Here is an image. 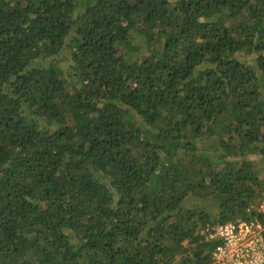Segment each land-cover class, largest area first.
Returning <instances> with one entry per match:
<instances>
[{"label": "trees", "instance_id": "trees-1", "mask_svg": "<svg viewBox=\"0 0 264 264\" xmlns=\"http://www.w3.org/2000/svg\"><path fill=\"white\" fill-rule=\"evenodd\" d=\"M253 155L264 0H0V264H210Z\"/></svg>", "mask_w": 264, "mask_h": 264}, {"label": "built area", "instance_id": "built-area-1", "mask_svg": "<svg viewBox=\"0 0 264 264\" xmlns=\"http://www.w3.org/2000/svg\"><path fill=\"white\" fill-rule=\"evenodd\" d=\"M246 212L250 217L207 227L205 240L216 242L210 264H264V190Z\"/></svg>", "mask_w": 264, "mask_h": 264}, {"label": "rangeland", "instance_id": "rangeland-1", "mask_svg": "<svg viewBox=\"0 0 264 264\" xmlns=\"http://www.w3.org/2000/svg\"><path fill=\"white\" fill-rule=\"evenodd\" d=\"M245 57L250 58L249 56H245ZM252 158L255 159L256 164H257L260 171L262 170V168L264 169V160L261 157H259L258 155H253ZM191 203H193V202H191ZM212 210H216V209L213 208ZM188 246H190V245H188Z\"/></svg>", "mask_w": 264, "mask_h": 264}]
</instances>
